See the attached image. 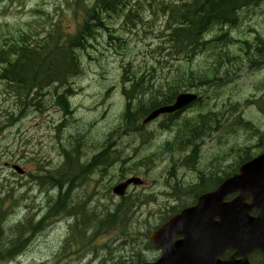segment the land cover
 <instances>
[{
  "label": "rangeland",
  "instance_id": "374dc122",
  "mask_svg": "<svg viewBox=\"0 0 264 264\" xmlns=\"http://www.w3.org/2000/svg\"><path fill=\"white\" fill-rule=\"evenodd\" d=\"M160 1L154 2V10L135 1L113 12L97 10L102 14L105 27L98 29L86 49L78 51L81 72L69 81L73 92L69 112L56 102L57 92L53 87L27 98L28 102L20 98L15 86L0 79V190L24 199L23 205L32 206L28 209L23 205L10 207L14 212L1 210L6 218L1 223L4 235L26 216L34 215L36 221L45 216L48 206L51 208L62 194L66 195L62 200L68 201L69 209L84 207L86 203L88 211H113L111 208L116 209L120 198L113 195L112 186L130 176L144 180L143 185L133 186L135 189L125 199L126 204L134 202L131 216L126 220L128 236L118 229L99 235L88 245H82L81 240L69 242L74 220L62 212L46 217L45 229L36 231L37 236L20 257L8 263L2 260L0 264H134L137 253L144 261H154L161 251L153 246L151 231L182 207L192 204L196 198L194 191L199 190L202 178L206 181L214 176L224 178L238 167L246 151L257 154L263 148L264 2L243 9L239 26L217 27L208 34L211 38L227 31L232 40L230 50L224 52L238 54L239 58L243 56L244 63H229L233 82L224 88L202 89L201 106L188 113L192 118L210 111L217 129L202 140L197 137V159L192 148L178 149L177 141V150L160 149L165 137L171 140L175 137V126H161L164 119L145 126L141 133L124 130L122 114L127 100L123 94L122 74L125 67L135 74L130 75L131 79L143 78L152 83L153 88H160L166 80H189L190 69L202 70L218 62L227 67L225 59L217 60L218 48L200 52L185 62L174 58L172 51L167 53L171 44L164 33L170 8L191 0ZM94 4L95 0H0V44L13 33L26 32L40 40L56 28L65 35L74 34ZM241 51H248L250 56ZM253 55L258 57V62L246 64ZM144 96L152 97L150 92ZM237 101H241L239 107L234 106ZM233 108L235 112L231 117ZM236 117L242 120L237 121ZM236 122L238 125H234ZM109 144H112L106 152L110 154L109 159L101 166L88 169L87 162ZM74 147L82 170L92 174L88 176L91 180L95 179L91 185L98 190L94 196L101 195L99 208L87 207L90 201L84 197L91 189L87 182L73 180L69 192L60 194L51 190L57 187H50L42 189L46 193L42 195L31 177L38 169H44L40 175H45L47 170L59 168L65 160V149L69 152ZM143 160L144 164L139 165ZM13 164L20 165L26 173L15 172ZM73 181L65 177L60 187H67ZM92 232L90 227L88 234ZM3 239L6 243L11 238Z\"/></svg>",
  "mask_w": 264,
  "mask_h": 264
},
{
  "label": "trees",
  "instance_id": "16d2710c",
  "mask_svg": "<svg viewBox=\"0 0 264 264\" xmlns=\"http://www.w3.org/2000/svg\"><path fill=\"white\" fill-rule=\"evenodd\" d=\"M134 1L137 4L147 5L153 10L155 7L154 2H157V0H95V6H92V9L87 13L84 21L74 34L65 35L60 32L59 28H56L49 31L46 34L47 36L40 40L33 38L26 32L20 34L13 33L7 38L5 43L0 44V79L6 81L8 85L15 86L20 94V98H24V100L26 99L25 101L28 102L29 99L27 98L36 97L44 92V89L47 90L54 86L57 92L56 102L63 107L66 112H69L71 108L69 103L71 90L69 88L62 92H59V90L81 72L78 51L86 49L90 40L95 37L98 29L105 27L104 20L101 16L102 14H99L97 10L113 12L119 8L122 9V7L126 8ZM262 2H264V0H191L183 2L181 7L174 5L175 9L170 12L171 20H169L171 23L169 26L170 30H168V42L171 44L174 56L178 53L188 56L203 50H209L211 46L215 49L219 47L218 54H220L217 60L225 59L227 67L224 68V64L218 62L212 64L216 66L210 65V67L202 70L196 71L192 69L187 72L189 80H171L165 82V86L160 88H153L149 83L145 82L143 78L140 80L131 79L132 77L130 75L132 74L129 68L125 67L122 74L123 94L127 100L122 114L125 121L124 130L141 133L140 131L143 127L139 124V120L158 107L173 102L179 92L189 90V88H194L195 86L212 88L226 86L233 82V71H231L230 68L231 62L239 61L244 63V57L242 56V58H239L238 54L231 55L230 53L224 52V50H228L226 48L228 43H231V38L229 39L227 32H222V34L210 41H204V36L216 26H239V21L242 20L240 16L241 11L246 8L257 6ZM160 10L162 11V8ZM127 18L130 19V16L127 15ZM258 50L259 56H261L262 49L259 48ZM241 52L244 53L245 56H250L248 51ZM257 58L256 55H253L251 58L249 57L246 64L258 62ZM241 65L242 64L237 65L236 68H239ZM184 75H186V73H184ZM132 76H135V74ZM127 84L131 85L127 86ZM164 89L166 91H163ZM148 92L152 95L150 99L144 96V93ZM240 103L241 101L234 103V106L239 107ZM234 112L235 109L233 108L231 117L234 115ZM214 115L217 117L216 113H214ZM168 116L169 115L165 116L164 123L168 122L169 124L171 121H174L178 114L170 116L171 121H169ZM236 118L237 121L242 120V117ZM216 119L218 120V118ZM211 122H213V116L210 111L199 114L197 121L192 118L184 119L181 123V127L175 126L174 141L166 142L160 149L164 152L177 150V141L180 145L178 149L184 151L188 148H192L195 159H197V154L199 152V140H197V137L202 140V138L210 136L211 133H216L217 129L214 128V124ZM234 125H238V122L234 123ZM110 148H112V144H109L106 149L97 152L87 162V168L92 170L103 165L106 159H109L110 154L106 152ZM65 151L64 152L69 156V160L66 161L63 166L57 169L47 170V174L45 175L39 174L43 172L42 170L31 173L32 177L36 178L38 182H41L42 186L50 188L62 185L61 181L64 177L74 180L77 177L75 174L78 172L82 171L84 175H87L80 169L77 158L74 161L71 160L70 156L72 152H67L68 150L66 149ZM245 154V156L240 158L239 164L253 157V154L247 151ZM191 157L194 160V155ZM144 162L143 160L139 165L144 164ZM189 162L191 161L188 160L187 164H189ZM207 180H213L215 181L214 184H217L219 180L223 181V178L214 176ZM208 181L202 178L199 184V190L202 189L203 191L209 188L210 184ZM195 193H197V191H195ZM122 201L126 200H120V203L116 204V209L111 208L113 211L108 209L105 211H99L97 209L88 211L86 208H82V226H80L78 220L70 226L72 237L69 238L68 241L77 242L81 240L82 245H88L95 241L99 235L118 229H121L124 236H128L129 227L126 225V220L131 216L132 211L128 209H131L134 202H128L127 206V204ZM64 207L65 210L62 211L59 207L51 210L50 206H48L47 214L37 221H35L34 215L26 216L24 220L15 223L9 228L10 233L8 235H4L2 231L4 226L1 224L0 220V232L2 233L0 234V261L6 260L8 262L24 252L28 245L31 244L34 237L37 236L35 234L36 231L41 232L40 228L44 229L47 225L48 222H45L47 216H56L62 212L64 216H72L71 212L73 210H67L66 205ZM90 227L93 228V232L89 235L88 229ZM4 237L11 239L4 243ZM123 245L126 244L123 243ZM110 253H112V249H110ZM139 254L140 253H137L134 264H141L144 262Z\"/></svg>",
  "mask_w": 264,
  "mask_h": 264
},
{
  "label": "water",
  "instance_id": "95a60500",
  "mask_svg": "<svg viewBox=\"0 0 264 264\" xmlns=\"http://www.w3.org/2000/svg\"><path fill=\"white\" fill-rule=\"evenodd\" d=\"M194 98L181 95L174 106L154 111L148 119L172 112ZM133 181L116 188V192L122 194L123 188ZM235 191H240V195L225 203V196ZM248 195L253 198L251 204L245 203ZM253 208H259L256 217L250 215ZM216 217L220 220L215 221ZM177 235L183 238L176 240ZM151 240L162 249V256L143 264H250L247 254L254 249L264 252V154L244 164L240 174L225 181L217 191L201 196L195 206L184 209L153 231ZM227 248L236 249V256L242 258L220 260Z\"/></svg>",
  "mask_w": 264,
  "mask_h": 264
},
{
  "label": "flooded vegetation",
  "instance_id": "af4514ba",
  "mask_svg": "<svg viewBox=\"0 0 264 264\" xmlns=\"http://www.w3.org/2000/svg\"><path fill=\"white\" fill-rule=\"evenodd\" d=\"M174 102V101H173ZM172 102V103H173ZM199 105H197V106H195V107H198ZM192 108H194V107H185V108H182V109H180V110H178L177 112H176V114H178V116L176 117V119L175 120H177V119H179V118H181L184 114H188L190 111H191V109ZM175 114V115H176ZM172 115V114H171ZM171 115H169L168 116V119H170V116ZM192 119H194L195 121H197V119H198V115H195L194 117L192 116ZM84 171V170H83ZM65 178V177H64ZM71 184H68V186L67 187H60L61 185H58L57 186V189L56 188H53V190L52 191H54V192H58V193H64L65 191L66 192H69V190L71 189V185H73L74 184V181L73 182H70ZM70 188V189H69ZM64 196H66V195H64V194H62L53 204H52V206H51V209L52 210H54L56 207H59L60 208V210H62V207L65 209V205H66V208H67V210H70L69 209V203H68V201L67 202H65V200H62V198L64 197ZM66 203V204H65ZM86 204V203H85ZM84 204V207L83 206H79V207H75V208H73L72 210H73V212H74V214H75V217H77L78 218V221H79V224H81L82 225V208H85L86 207V205ZM129 210V209H128ZM67 213V212H66ZM81 220V221H80Z\"/></svg>",
  "mask_w": 264,
  "mask_h": 264
},
{
  "label": "bare ground",
  "instance_id": "6f19581e",
  "mask_svg": "<svg viewBox=\"0 0 264 264\" xmlns=\"http://www.w3.org/2000/svg\"><path fill=\"white\" fill-rule=\"evenodd\" d=\"M178 95V94H177ZM176 95V96H177ZM175 99H176V97H175ZM175 99H174V101H175ZM174 103V102H173ZM172 102L170 103V104H167V105H172L173 104ZM199 106H201V103L199 104ZM61 107V106H60ZM62 109H63V107H62ZM177 112V111H176ZM176 112H174V113H172V115H175L176 114ZM171 115V114H170ZM171 115V116H172ZM198 117H199V115H198ZM170 121H171V118L169 119ZM175 120V119H174ZM84 172H85V170H84ZM69 180H71V179H69ZM73 181V180H72ZM70 211H72V209H70ZM73 211L71 212V215L72 216H69L71 219H73L74 220V222H73V224L78 220V218L77 217H75V214L73 213ZM68 214V213H67Z\"/></svg>",
  "mask_w": 264,
  "mask_h": 264
}]
</instances>
